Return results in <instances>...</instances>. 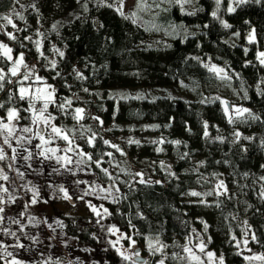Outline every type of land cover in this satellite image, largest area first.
Returning <instances> with one entry per match:
<instances>
[{
    "label": "trees",
    "instance_id": "1",
    "mask_svg": "<svg viewBox=\"0 0 264 264\" xmlns=\"http://www.w3.org/2000/svg\"><path fill=\"white\" fill-rule=\"evenodd\" d=\"M27 1L14 50L31 53L49 72L46 80L57 88L49 106L56 123L77 127L76 113L66 116L62 100L72 102L71 110L83 108L87 127L75 147L100 181L123 193L120 211L130 227L161 241L166 257L183 253V242L194 233L223 255L224 264H244L246 249L264 253V65L255 55L264 49V0H249L234 12L222 1L218 18L212 16L215 0H192L184 12L167 0H146L145 13L135 9L139 23L116 11L119 0ZM18 7V0H0V15L10 16ZM221 19L231 27L224 28ZM252 26L257 44L244 40ZM25 34L40 35L35 39L44 56L37 58L33 39ZM234 36L239 42L230 44ZM210 61L227 78L210 72L205 67ZM8 80L2 107L26 113V100ZM219 87L235 90L237 108L249 109L257 119L247 113L237 118L234 105L217 97ZM135 88L151 91L146 89L143 99H119L121 93L136 96ZM221 101L230 106L227 115ZM221 181L224 188L217 187ZM192 191L201 195H189ZM90 233L79 238L91 242ZM245 238L247 247H237Z\"/></svg>",
    "mask_w": 264,
    "mask_h": 264
},
{
    "label": "rangeland",
    "instance_id": "2",
    "mask_svg": "<svg viewBox=\"0 0 264 264\" xmlns=\"http://www.w3.org/2000/svg\"><path fill=\"white\" fill-rule=\"evenodd\" d=\"M25 1L27 0H18L19 7L11 12L10 16L8 15L15 27L3 19L4 16L0 15V43L6 44L12 49L11 55L13 57L10 61L0 56V70H2L0 74H3L4 79H9L8 81L16 84L15 93L19 99L21 87L28 88L30 93H35L37 88H44L47 85L49 86L47 91L53 93V100L55 101V88L47 82L45 77L49 72L44 66L41 67L39 60L33 58L31 53L22 49L14 50L16 34L18 33L15 32V29L19 27L17 22L21 20L19 15L25 11ZM222 1L227 9L230 4L233 7L237 6L235 0ZM117 6H120V0ZM136 8L137 0H123V12L125 14L134 12ZM146 11L147 9L138 10L139 13ZM215 11H217V6H215ZM8 33L15 36V39H9ZM39 36L24 35V37L33 39L32 45L35 49L37 48L35 38ZM248 36L249 34L245 36V41L248 40ZM258 36L255 33L256 41ZM227 41L230 44L239 42V37L234 36ZM36 51L37 58L44 56L42 53L44 51L40 46L39 50ZM258 52H264V49H256V56ZM21 53H23L24 65L27 67L19 66V71L13 76L10 69ZM5 61L8 63L7 66ZM207 65H216L223 69L211 61ZM25 73H29L27 80L24 79ZM9 76L11 77L9 78ZM36 76L42 79L37 81ZM4 79L0 80V100L7 91ZM146 89L148 88L132 90L135 94L142 95L147 91ZM148 90L151 91V89ZM152 90H156L154 91L156 94H162L159 89ZM218 90L220 92L218 98L228 100L234 105V108L238 107L235 105V100L236 102L238 100L235 90L226 91L223 87H219ZM238 93L241 94V91ZM25 100L27 102L26 113L20 107L3 108L0 102V118H3L5 123H7V111L10 108L17 109L20 117V119L12 122L15 131L12 136H8L7 144L4 142L7 132L5 131L3 135H0V149L3 150L5 157L0 160V188L7 189L6 192L0 191V208L4 209L3 212H0V257H2L0 264H12L13 260L20 261L21 264H56V261H59V264H132L131 261H124L117 253L116 248H120L122 251L127 250L125 254H131L135 249L138 250L139 257L143 259L141 261L145 264H159L160 260H164V264H177L179 261L189 264L185 252L166 257L168 253H166L165 247L160 252H155L154 249L150 251L148 248L149 241L155 243L157 239L140 236L136 229L130 227L126 215L120 211L125 200L123 193L116 188L107 187L104 182L100 181L89 162L80 155L75 146L83 141L80 139V135L81 129L87 127L85 112L82 113V119H76L77 127L75 128L77 129H75L65 123H56L55 116L49 111V106L53 105L54 102L49 103L45 116L52 117L50 124L62 129L63 133L68 135L69 140L72 141L69 144L68 141L55 136L50 126H45L43 122L33 123L29 99L26 97ZM35 103L37 109L43 106V101H35ZM61 103L67 107V109L63 107L65 115L73 117L75 111L71 110L72 102L68 104L62 100ZM27 114L29 117L25 121ZM25 127L31 128L32 131L23 132L22 129ZM40 135H43L48 142L42 143ZM69 148L71 151H67ZM49 149L56 151L52 152ZM26 157L27 159H25ZM63 157L70 158L71 162L58 159ZM117 167L120 168L119 165ZM129 169H131L130 165ZM129 172L131 173V171ZM4 176H7V180L3 179ZM124 187L127 189L126 185ZM65 192L69 198H65ZM33 199L36 200L34 204L32 203ZM93 208L96 209L95 212L92 210ZM113 227L119 231L110 232L109 229ZM90 230V234L94 236L92 241H82L79 235ZM10 233H15V235ZM132 240H135V245H132ZM201 240L194 233L191 240L184 241L183 245L188 244L189 247H193L199 244ZM117 241L118 243H116ZM204 243L206 244L205 253H200L195 247L193 250L203 260L207 261L206 252L214 251L206 242ZM18 244H22L23 247H18ZM160 244H162L161 241L156 246ZM246 252L244 257L253 254V252H248V249ZM7 253H11V255H7ZM180 257H185V259H180ZM216 257L219 256L216 255ZM135 258L133 257V259ZM141 261L136 262L140 264ZM216 264H218V260ZM244 264H260V262L244 260Z\"/></svg>",
    "mask_w": 264,
    "mask_h": 264
},
{
    "label": "snow or ice",
    "instance_id": "3",
    "mask_svg": "<svg viewBox=\"0 0 264 264\" xmlns=\"http://www.w3.org/2000/svg\"><path fill=\"white\" fill-rule=\"evenodd\" d=\"M167 2L170 3V4L174 3L176 5H179L181 11L184 12L185 11L184 5L188 4V3H191L192 0H167ZM215 2H216V5H217V11H218L219 7H220V4H221V0H215ZM248 2H249V0H235V3H236L237 6H239L241 4L248 3ZM257 2H259V0H257ZM100 3H101V5H104V4H106V0H100ZM106 6L112 7L111 4H107ZM158 6L159 5H157V7ZM33 7H35V6L33 5ZM84 7H85V11H87V6L85 5ZM147 7H148V5L146 4V0H137V9L139 11H144ZM235 10H236V8L233 7L231 4L229 5V7L227 9L228 12H234ZM116 11L119 12V14L121 16H123L125 19H132V22L136 23L135 17L137 16V12L134 11V12H132L130 14H125L123 12V0H120V6L118 8H116ZM217 11H213L212 12V16L214 18H218L217 17ZM187 14L188 15H195V11H193L191 13H187ZM3 19H5L9 24H12V26L15 27V24H13V22H12V20H11V18L9 16L5 15L3 17ZM19 19L23 20L24 17L22 15H19ZM220 23L226 29L231 27L230 24H228L226 21H224L222 19L220 20ZM53 28H55V25H53ZM236 35H239V34L236 33ZM8 36H9V39H13V40L15 39V36H13L11 33H8ZM248 40H249V43L254 42V40H255V30H253L252 32L249 33ZM37 49L39 50V42H37ZM11 53H12V49L10 47H8L6 44L0 43V56H3L6 59L11 61L13 59ZM60 55L63 56L64 55L63 52H60ZM257 59L259 60L261 65H264V52H258L257 53ZM21 65H23L24 67H27V65H24V62H23V53H21L20 56L17 57L15 59V61L13 62V67L10 69V72H11V74L13 76H15L17 74V72L19 71V66H21ZM53 67H55L54 63H53ZM205 67H208L209 71L215 73L217 75V77L222 78V79L227 78V75L224 73V70L221 69V68H218L216 65L209 66V65L206 64ZM0 73H2V70H0ZM77 75L79 76L81 74L77 73ZM3 79H4L3 74H0V80H3ZM24 79L25 80L29 79V73H25ZM41 79H42L41 77L36 76V80L37 81H39ZM48 87L49 86L45 85L44 88H37L35 93H30L28 88L21 87L20 88V99L23 100L26 97L29 99L30 109L32 110L33 123L43 122V124L45 126H50L51 127V131H52V133L55 134V136L60 137L61 139H64V140L68 141L69 144H71L72 141L69 140V137H68L67 134L63 133L62 129L56 127L55 125L50 124V121L53 118L49 117V116H45V112H46V110L48 108L49 103H53L54 102L53 93L47 91ZM85 91H87V89H85ZM261 94H264V92H262ZM143 98L144 97L141 96L140 94H137L136 96L123 95V94L119 95V99H123V100L143 99ZM35 101H43V106L40 107L39 109H37ZM66 103L70 104L71 101H67ZM221 103H225V102L221 101ZM60 107L63 108L64 105H60ZM229 110H230V106H228L225 103L224 111H225L226 115L228 114ZM83 111L84 110L81 109V108L75 109L76 115L74 116V119H77V120L82 119L83 118V115H82ZM233 111H234V114L236 115L237 118L243 117L244 114L247 113L253 119H257V117H255L250 112L249 109H246V108H235V109H233ZM6 119H7V123L4 122L3 118H0V135H3V133L5 131L7 132V136H5V139H4V142L7 144L8 143V136H12L13 132L15 131V128H14L12 122L14 120L20 119L17 109H15V108L8 109ZM94 119L99 120V117H95ZM229 122L230 123L233 122L231 116H229ZM101 123H102V121H101ZM153 127H156V126H153ZM205 128H207V123L206 122H205ZM22 131L25 132V133H28V132H31L32 129L29 128V127H25V128L22 129ZM37 134L39 135V133H37ZM207 135H208V133H207V131H205V136H207ZM240 135L241 134L239 132L235 133V136H236L237 140L240 139ZM40 139H41L42 143H47L48 142V141L45 140L43 135H40ZM89 143H91V140L89 141ZM105 143L107 144L109 142L105 141ZM129 143L139 144L140 142L139 141H135V140H129ZM153 143H164V141L163 140H161V141H153ZM172 143L179 144L180 141H173ZM37 147H40V145H37ZM112 147L117 148V151H120V149L116 145H112ZM13 151H15V149H13ZM49 151L55 152L56 150L55 149H49ZM67 151H71V148L67 149ZM156 151L160 152V151H163V149L160 148V147H157ZM4 158L5 157H4L3 150L0 149V160H2ZM49 158H51V157H49ZM25 159H27V157ZM58 159H64V160H66L69 163L71 162L70 158H68V157H63V158H58ZM161 163L163 164V162H161ZM262 167H264V165H262ZM105 172H107L106 169H105ZM137 175H141V174L137 173ZM3 179L7 180V176H4ZM260 179L264 180V177H261ZM140 182L144 183L143 180H141ZM157 183H159V182H157ZM217 187L218 188H224L223 182L221 181L217 185ZM0 191H5L6 192L7 189L0 188ZM61 191H63V189H61ZM225 191H226V188H225ZM189 195L200 196L201 193L192 191V192L189 193ZM205 195H211V193H206ZM261 195L264 196V192H262ZM65 198H69L67 196L66 192H65ZM32 203L33 204L36 203V200L33 199ZM201 203H204V201H201ZM92 210L94 212L96 211L95 208H93ZM3 211H4V209L0 208V212H3ZM105 212H107V209H105ZM16 222L19 223V221H16ZM205 229H207V225L206 224H205ZM109 231L115 233V232H117L119 230L113 227V228H110ZM10 234L11 235H15V233H10ZM210 239L211 238H209V242H210ZM233 239H235V237H233ZM251 239L253 241H256L257 238H256L255 235H252ZM116 243H118V241ZM131 243H132V245H135L136 242H135V240H132ZM241 243H243V245L245 247H247L248 239L245 238L242 242L238 241L237 242V247H239ZM157 244H159L158 240L155 243H153L150 240L149 243H148L149 250L152 251L154 249L155 252L162 251V249L165 247V245L160 244L159 246H156ZM17 246L18 247H23L22 244H18ZM113 246L115 247V244H113ZM194 247L198 248L200 253H205V250H206V244L203 242V240H201L199 242V244L194 245L193 247H189L188 244H185L183 246V251L187 254V259L189 261V264H216L217 260H218V264H224L223 255H221L219 257H216L214 252L208 251V252H206V256H207L208 259H207V261H205V260H203L201 258L200 255H197V253L193 250ZM116 251H117V253L121 256V258L124 261H131L132 264H137L136 260L133 259V257L138 258L139 255H140L139 251H133L131 254H125L127 250L122 251L120 248H116ZM248 251L251 252V249H248ZM7 255H11V253H7ZM0 258H2V257H0ZM180 259H185V257H180ZM244 259L246 261H250V262L251 261H256V262H260V264H264V253H259V254L253 253V254H251L249 256H245ZM12 264H21V262L13 260ZM56 264H59V261H56ZM140 264H145V262L141 261ZM159 264H164V260H160Z\"/></svg>",
    "mask_w": 264,
    "mask_h": 264
},
{
    "label": "crops",
    "instance_id": "4",
    "mask_svg": "<svg viewBox=\"0 0 264 264\" xmlns=\"http://www.w3.org/2000/svg\"><path fill=\"white\" fill-rule=\"evenodd\" d=\"M253 30H255V28L252 26V27L249 29V31L247 32V34H249L250 32H252ZM247 34H246V36H247ZM246 42L249 43V40H246ZM257 42H258V40L256 41V44H257ZM258 50H259V48H258Z\"/></svg>",
    "mask_w": 264,
    "mask_h": 264
},
{
    "label": "water",
    "instance_id": "5",
    "mask_svg": "<svg viewBox=\"0 0 264 264\" xmlns=\"http://www.w3.org/2000/svg\"><path fill=\"white\" fill-rule=\"evenodd\" d=\"M135 260H136V261H141V260H143V259H141L140 257H138V258H135Z\"/></svg>",
    "mask_w": 264,
    "mask_h": 264
},
{
    "label": "flooded vegetation",
    "instance_id": "6",
    "mask_svg": "<svg viewBox=\"0 0 264 264\" xmlns=\"http://www.w3.org/2000/svg\"><path fill=\"white\" fill-rule=\"evenodd\" d=\"M252 43H256V40L254 42H252ZM127 249H128V247H127Z\"/></svg>",
    "mask_w": 264,
    "mask_h": 264
}]
</instances>
